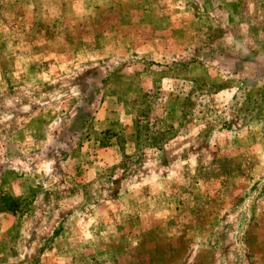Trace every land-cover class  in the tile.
Returning <instances> with one entry per match:
<instances>
[{
    "label": "rangeland",
    "instance_id": "obj_1",
    "mask_svg": "<svg viewBox=\"0 0 264 264\" xmlns=\"http://www.w3.org/2000/svg\"><path fill=\"white\" fill-rule=\"evenodd\" d=\"M0 264H264V0H0Z\"/></svg>",
    "mask_w": 264,
    "mask_h": 264
}]
</instances>
